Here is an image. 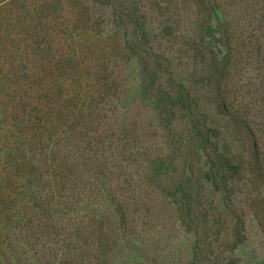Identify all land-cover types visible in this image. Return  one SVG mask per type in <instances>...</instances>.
I'll return each instance as SVG.
<instances>
[{
	"label": "trees",
	"instance_id": "obj_1",
	"mask_svg": "<svg viewBox=\"0 0 264 264\" xmlns=\"http://www.w3.org/2000/svg\"><path fill=\"white\" fill-rule=\"evenodd\" d=\"M50 1L47 0V3ZM90 1L93 7L110 12L112 25L124 34L121 45L127 53L126 58L121 62L114 59V71L106 74V78H102L101 70L97 71L100 68L98 64L89 66L88 69L99 73L97 83L101 82L105 90L98 96V101L96 98L90 99L89 93L80 84L74 86V82L69 83L65 79L59 84L61 78L51 71V86L31 84L33 95H30L19 85L17 96L7 102L5 115L8 121H5L4 136L0 137V262L20 264L23 262L20 248L25 246L33 249L43 242L54 245L55 249L50 250V256L41 264L111 262L108 257L113 249L105 221L96 215H89L87 221H83L80 215L70 214L75 212L73 207L77 208L80 203L79 195L88 190L91 194L100 195L112 206L123 227L128 223L124 199L134 187L125 181L128 188L117 194L112 182L116 179L121 181V175L113 170L121 167L109 165V157L102 153H107V148L112 150L116 144L121 147L119 156L123 157L124 163H136L132 142L139 138L133 127L127 124L120 128L119 133L112 130L102 133L101 128L104 126L99 116L104 106L112 107L120 95L129 96V92L132 93V89L124 88L122 81L115 75V69L123 63L127 65L135 60L139 64L140 91L144 98L151 101L150 111L167 125L172 123L174 127L173 122L179 123L177 128L183 138L177 141L173 135L169 139L173 142L174 151L182 153L183 158L180 159L183 168L191 167L189 174L197 178L196 183L200 181L201 172L205 174L201 178L218 189L221 184L228 186L240 181L242 174L236 163V149H232L223 135L220 121L230 122L232 127L251 133L252 154L249 159L256 164L260 162L261 148L253 128L256 115L252 107L256 106L254 101L259 99L257 96L260 94V101L264 105V8L258 11L262 19L257 21L258 30L254 33L245 32L244 29L239 31L238 22L230 19L228 12L222 11L224 0ZM57 2L65 7V0L63 3L62 0ZM181 2L190 9L191 16L188 19L177 13ZM47 11L54 14L51 20L54 23L64 17L57 14V8L53 5H49ZM153 15L158 16L156 20ZM38 20H30L24 29V35L30 36L26 39L33 46V56L48 61L47 57L54 51L53 56H50L51 62L57 57V65L64 60L68 63L64 71H73L71 62L79 58L80 49L75 45L67 51L56 47L61 43L67 44L64 37L69 31H74L72 20L67 17L64 20L65 32L52 39L45 27V20ZM185 22L192 23L194 28L188 31ZM150 23H158L165 33L175 34V38L169 41L173 45L172 51L154 50L149 35ZM175 25L177 30L184 27V42L178 37L181 32L177 33L173 29ZM55 30L56 27L53 28ZM178 45L184 47L185 55L191 60L206 65L203 69L205 80L211 88V106L200 103L195 108L192 106L197 98L196 91L193 92L179 80L173 65L172 53ZM91 50L96 51V48ZM124 67L128 68V65ZM248 69L255 70L256 80L260 82L259 86L253 83L244 96L243 86L237 77ZM245 97H250L252 102H247L249 105L243 104ZM142 107L148 109L144 104ZM89 126H94L96 130ZM68 141L78 142L79 150L87 152L88 156L84 158L83 154H79L76 157L78 152L65 154L63 147L68 145ZM186 153L202 156L203 162L201 159L196 168L190 166V156ZM151 161L149 178L156 183L164 181L172 161L176 160L157 158ZM231 170L234 174L229 176L231 172L228 171ZM191 182L192 178L182 182L178 180L170 194L174 205L183 210L187 207L186 203L190 204V208L192 205L194 192ZM181 187L188 191L191 200L183 196L184 192L179 189ZM233 213L229 209V214ZM241 224L244 225V222L241 221ZM198 246L195 248L194 260L202 262L198 260ZM194 260L191 264H194Z\"/></svg>",
	"mask_w": 264,
	"mask_h": 264
},
{
	"label": "rangeland",
	"instance_id": "obj_2",
	"mask_svg": "<svg viewBox=\"0 0 264 264\" xmlns=\"http://www.w3.org/2000/svg\"><path fill=\"white\" fill-rule=\"evenodd\" d=\"M57 1L47 3V0H0V137L4 136L5 121H8L5 115L6 104L17 96L16 89L19 85L33 95V88L30 89V85L39 83L44 87L51 86L52 79L50 80L49 75L52 71L61 78L59 84L64 79L69 83L74 82V86L80 84L82 89L87 90L90 99L96 98L98 101V96L105 90L101 82L97 83L99 73L94 69H88L89 66L98 64L100 68L97 71L101 70L102 78H106V74L114 71L113 60L121 62L126 58L127 53L121 45L124 34L112 25L110 12L93 7L90 0H65V7L57 4ZM49 5L57 8L58 15L64 16L60 17L59 22L51 21L54 14L47 11ZM221 8L222 11L228 12L230 19L238 22L240 32L244 29L245 32L256 33L257 21L262 19L258 11L264 8V0H224ZM177 13L186 19L191 16L190 9L182 2L179 3ZM67 17L72 20L74 31L65 34L67 44L61 43L56 47L58 50L63 48L67 51L75 45L80 49L79 58L71 62L73 71H64L68 64L64 60L57 65V57L51 62L50 56H53L54 51L47 57L48 61H43V57L35 58L33 46L26 39L30 36L24 35V29L30 20L37 21L43 18L51 39L61 36L66 30L64 20ZM152 17L156 20L158 16ZM159 19L163 20L161 17ZM185 24L188 31L194 28L192 23ZM148 26L154 50L172 51L173 45L169 41L175 38V34L165 33L158 23H150ZM176 26L173 29L177 33L181 32L178 37L184 42L182 38L185 35L184 27L177 30ZM91 48H96V51ZM172 55L179 80L193 89V92L196 91L197 98L192 102V106L195 108L198 103L211 106L213 103L211 88L205 80L203 69L206 65L191 60L185 55L184 47L181 45L175 47ZM127 65L128 68L124 67ZM127 65L123 63L120 68H116L115 75L117 74L118 79L122 81L124 88L132 89V93L130 91L129 96L120 95L112 107L104 106V111L99 116L104 126L101 128L102 133L108 130L119 133L120 128L127 124L133 127L132 130L136 131L139 138L138 141L132 142L136 163H124L123 157L119 156L121 147L116 144L112 150L107 148L108 152L102 153L109 157V165L121 167L113 170L121 175V181L116 179L112 182L117 194L128 188L125 181L134 187L132 193L130 195L127 193L124 199L128 223L123 227L112 206L100 195L91 194L87 189L86 193L79 195L80 203L77 208L73 207L75 212L70 215H80L83 221H87L89 215H96L105 221L113 249V253L108 257L111 260L109 264H191L195 259V248L198 245V260L202 262L194 260V264H264V105L260 101L262 95L257 96L259 99L256 98L257 101H254L256 106L252 107V112L256 115L254 118L256 125L253 128L261 148L258 164L249 159L252 154L251 133L232 127L230 122L220 121L223 135L227 137L232 149H236V163L242 175L240 181L228 186L220 183L221 187L218 189L214 184H209L201 178L205 176L202 172L199 183H196L197 178L189 174L191 167L183 168L180 159L183 158L182 153L174 151L173 142L169 139L173 135L177 141L183 138L180 129L177 128L179 123L173 122L174 127L172 123L167 125V122L160 121L158 115L150 111L151 101L144 98L140 91V66L135 60ZM244 72L237 79L243 86L242 95L246 96L245 92L250 86L253 83L259 86L260 81L256 80L254 69ZM257 89L260 90L258 87ZM243 101H245L243 104L252 102L250 97H245ZM96 104L95 102V106ZM142 104L148 106V109H143ZM218 119L221 120L220 117ZM89 127L96 130L94 126ZM67 143L68 145L63 147L65 154L78 152L75 154L76 157L79 154H83L84 158L88 156L87 152L79 150L78 142ZM186 154L190 156L189 165L196 168L202 156ZM157 158L176 161H172L164 181L154 183L151 177L149 178L151 175L148 169L151 160ZM228 172H231L229 176L234 174L232 170ZM187 178H192L194 194L191 200L188 191H185L184 187L179 188L184 192L183 196L192 201L191 208L190 204L186 203L187 207L183 210L174 205L170 194L178 180L182 182ZM86 179L90 181L89 177ZM229 209L233 210L232 215L229 214ZM23 247L20 248L23 261L20 264H41L50 256V250L55 249L54 245L46 242L33 249Z\"/></svg>",
	"mask_w": 264,
	"mask_h": 264
}]
</instances>
